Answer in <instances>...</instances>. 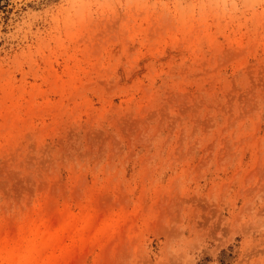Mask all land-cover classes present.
<instances>
[{"label":"rangeland","instance_id":"rangeland-1","mask_svg":"<svg viewBox=\"0 0 264 264\" xmlns=\"http://www.w3.org/2000/svg\"><path fill=\"white\" fill-rule=\"evenodd\" d=\"M0 264H264V0H0Z\"/></svg>","mask_w":264,"mask_h":264}]
</instances>
